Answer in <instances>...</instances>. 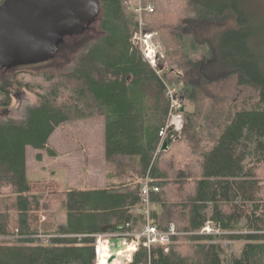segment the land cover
Segmentation results:
<instances>
[{"label":"trees","instance_id":"1","mask_svg":"<svg viewBox=\"0 0 264 264\" xmlns=\"http://www.w3.org/2000/svg\"><path fill=\"white\" fill-rule=\"evenodd\" d=\"M97 1L96 37L68 50L76 36L66 37L53 59L0 71V110L18 95L36 98L25 117L0 122V237H21L0 245V264H97V236L109 232L127 235L129 264H264V22L244 0H141L145 30L161 33L165 61L177 65L159 74L133 43L131 0ZM66 50L67 64H56ZM168 86L185 111L178 139L159 151ZM88 118L105 120L107 185L65 190V219L47 216L27 148L56 157L55 131ZM147 179L159 190L150 222L177 234L136 249ZM223 241L243 242L240 256Z\"/></svg>","mask_w":264,"mask_h":264},{"label":"water","instance_id":"2","mask_svg":"<svg viewBox=\"0 0 264 264\" xmlns=\"http://www.w3.org/2000/svg\"><path fill=\"white\" fill-rule=\"evenodd\" d=\"M100 10L97 0H4L0 4V71L53 59L66 37L82 35L97 22ZM174 137L178 139L179 133L171 131L161 151L171 147ZM109 240L120 247L121 238Z\"/></svg>","mask_w":264,"mask_h":264},{"label":"rangeland","instance_id":"3","mask_svg":"<svg viewBox=\"0 0 264 264\" xmlns=\"http://www.w3.org/2000/svg\"><path fill=\"white\" fill-rule=\"evenodd\" d=\"M244 4L246 8L249 10V12H252L258 15V17L264 22V0H244ZM94 28H95L94 31H89L88 33H83L82 35L69 38L67 40V43L65 44L67 47V50L69 47L74 48V46L80 43L81 41H87L91 37H96L100 31V21L99 20L94 24ZM154 33H158L159 37L158 35H156L155 36L156 40L158 44L161 46V48L163 47V50L165 53L166 48L163 43L161 33L160 32H154ZM262 42L264 44V38H262ZM67 50L66 52L62 53L60 56L57 57L56 64H61V65L67 64L68 62L67 61ZM35 100H36L35 96L29 93L18 95L15 98V100H13L12 109L0 110V122L1 120H4L9 115L19 116L21 118L25 117L27 114V110L36 104ZM74 123L81 124V125H88L86 127L87 128L86 131L89 134H94L100 131V129L98 128V126L100 125L102 127V132L104 131V128H105V120L103 118H88V119H82L79 121H70L66 123V125L74 124ZM91 124H96V125L90 126ZM66 131H67V134L74 133L73 130L66 129ZM63 133H64L63 130H61V133H60L61 138H63ZM51 144L57 147L58 149H60L58 147V144L54 143L53 139H51ZM37 152L41 153L43 156V159L41 161L37 160ZM56 161L58 160L51 157L49 153L47 152V150L35 151L30 147L27 148V166H28L27 178L31 183L40 185L39 188L41 189V191L39 192L43 193L46 196V199L44 201V210L47 212L46 215L48 216L50 215V213L53 215L58 213L60 220H61V219H65V211L63 209V204L66 199V196L63 193H65V189L67 190L69 185L68 183L66 184L63 183L62 180H64V177L62 175L60 174L55 175L49 172L51 165L54 164ZM103 174L104 172H102V175ZM56 176H59V177L57 178ZM65 179L68 180L67 178ZM141 192H142V188H141ZM171 225H174V224H171ZM243 227H244L243 224L239 225V229H240L239 233H242L241 229ZM124 236L127 237L126 234L121 235L120 233H114V232H109V233H105L102 235H98L97 242H96V256L98 253L97 251L98 245L101 240L107 241L108 239H113L115 237L124 239L125 238ZM18 238H21V237L14 236V235H11L10 237L9 236L0 237V245H4L5 243H10L15 240H19ZM222 244H223V247L226 248L225 250H227L229 254L233 255V257H239L240 251L244 243L241 241H237V242L223 241ZM130 250L132 252L131 246H130ZM130 259H131V256L126 262H124V264H129L131 262Z\"/></svg>","mask_w":264,"mask_h":264},{"label":"crops","instance_id":"4","mask_svg":"<svg viewBox=\"0 0 264 264\" xmlns=\"http://www.w3.org/2000/svg\"><path fill=\"white\" fill-rule=\"evenodd\" d=\"M94 125L96 124L90 126ZM87 126L67 124L63 129L56 130L51 137L60 149L50 144L57 152V156L53 158L58 160L51 165L50 171L64 177L63 183L69 185L67 190H87L107 185L110 167L105 159V132H102L100 125V131L89 134ZM66 129L76 132L67 134ZM61 130L64 132L63 138L60 136Z\"/></svg>","mask_w":264,"mask_h":264},{"label":"built area","instance_id":"5","mask_svg":"<svg viewBox=\"0 0 264 264\" xmlns=\"http://www.w3.org/2000/svg\"><path fill=\"white\" fill-rule=\"evenodd\" d=\"M130 2L134 8V12L138 15L139 20V31L134 34L133 43L140 47L146 61H148L153 68L157 69L159 74H162L163 69L168 71L171 69H177V65L165 61L166 59L163 47L161 48L155 37L158 33H150L145 30L142 22V13L144 9L141 5V0H131ZM146 10L152 12L153 7L148 5ZM167 97H169L171 103L169 120L167 125L160 132L161 143L159 151H161L163 142L169 133L171 131L179 133L183 123V113L181 112V109L184 107V104L182 103L178 91L171 86H168ZM174 140L175 137L173 138V141ZM151 191L157 192L159 190L157 187L150 185V182L147 179L142 187V204L145 206V209L142 212L144 214L146 224L143 230L136 235V249H138L140 245L148 249H150L153 245H169L171 243L172 236L177 234L175 225H171L168 232H161L150 222L151 214L149 211V195ZM203 231L211 233L213 229L210 225H208L203 229Z\"/></svg>","mask_w":264,"mask_h":264},{"label":"bare ground","instance_id":"6","mask_svg":"<svg viewBox=\"0 0 264 264\" xmlns=\"http://www.w3.org/2000/svg\"><path fill=\"white\" fill-rule=\"evenodd\" d=\"M159 2V1H158ZM157 2V3H158ZM156 3V2H155ZM160 4V3H158ZM155 6V5H154ZM159 7V6H158ZM156 8V6H155ZM194 9V8H192ZM179 10V9H178ZM177 10V11H178ZM198 11V10H197ZM179 12V11H178ZM185 12V11H183ZM193 12V10H192ZM191 12V13H192ZM193 14V13H192ZM184 15V14H183ZM196 17V16H195ZM182 18V13H181ZM178 20V19H177ZM180 20V19H179ZM178 22V21H177ZM178 25V24H177ZM175 26V25H174ZM173 28V27H172ZM191 29V28H190ZM193 33V32H192ZM190 33V34H192ZM252 84V83H251ZM258 87V86H257ZM259 88V87H258ZM235 94V93H234ZM229 96V95H228ZM227 97V96H226ZM233 100V99H232ZM120 171V170H119ZM118 174V173H117ZM110 190V189H109ZM132 192V191H131ZM23 237V236H22ZM24 238V237H23ZM124 241V239H121L119 245L120 247L117 249L114 243H111V241L108 239L107 241H100L98 245V253H97V264H124L130 256H131V250H130V244ZM132 247V246H131ZM133 249V248H132ZM113 259L112 262H109L110 259Z\"/></svg>","mask_w":264,"mask_h":264}]
</instances>
